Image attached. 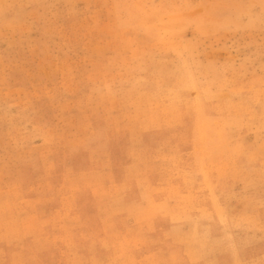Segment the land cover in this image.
I'll return each instance as SVG.
<instances>
[{
	"label": "rangeland",
	"instance_id": "1",
	"mask_svg": "<svg viewBox=\"0 0 264 264\" xmlns=\"http://www.w3.org/2000/svg\"><path fill=\"white\" fill-rule=\"evenodd\" d=\"M0 264H264V0H0Z\"/></svg>",
	"mask_w": 264,
	"mask_h": 264
}]
</instances>
